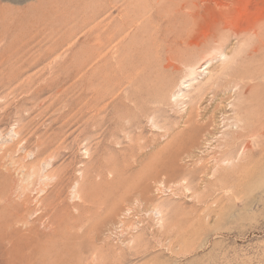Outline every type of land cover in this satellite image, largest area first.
I'll list each match as a JSON object with an SVG mask.
<instances>
[{
  "label": "rangeland",
  "instance_id": "374dc122",
  "mask_svg": "<svg viewBox=\"0 0 264 264\" xmlns=\"http://www.w3.org/2000/svg\"><path fill=\"white\" fill-rule=\"evenodd\" d=\"M259 15L264 0H0V264H264L260 124L252 152L220 153L229 102L264 122V29L236 35ZM224 28L211 67L182 86L181 65L153 105L171 41ZM192 105L215 121L195 142Z\"/></svg>",
  "mask_w": 264,
  "mask_h": 264
},
{
  "label": "bare ground",
  "instance_id": "6f19581e",
  "mask_svg": "<svg viewBox=\"0 0 264 264\" xmlns=\"http://www.w3.org/2000/svg\"><path fill=\"white\" fill-rule=\"evenodd\" d=\"M170 2L173 3V1H170ZM176 3H177V1H176ZM245 7H247V6H245ZM181 9H183V8H181ZM261 11H260V13L262 14ZM257 19H259V18H257ZM255 22H254V24H255ZM215 27H217V26H215ZM222 27H223V24H222ZM235 29H237V27ZM262 29H264V15L260 16V19L257 20V22H256V24L254 26L252 25L251 28H248V29L246 28V30H244V31H241V29H239L241 31V33L236 34V35L240 36L242 34L243 35L250 34L251 37L255 36V37L259 38L260 36H263V34L261 33ZM223 30H227V29L224 28V29H220V30L214 31V33H212L210 36L206 35V36H209V37L206 38V40L203 42V44H205L206 46L204 48H202V49L200 48V45H203V44H200V45L196 44L197 43L196 39H195L196 43H194V41H193V43L188 42L189 41L188 39H190V37L189 38L187 37L188 41L183 39V37H182V41L183 42H181V43L179 42V38L180 37H175V39H173L171 41L176 46L180 45L184 49L183 50H177V49L168 50V55L166 56L165 60L163 62H161V63L160 62L158 63L156 71H155V74L153 76V79L149 80L150 81L149 82V86H148L149 87V91L147 93V95H151L150 97L152 99V104L153 105L163 104L164 97L168 93L166 91V89L170 85V82L172 81L173 76L179 74L182 71L181 65L185 66V68H186L185 76L180 78V80H179V81H181V85L182 86H184L185 83H188V82L194 80L195 78H197L198 77V70L203 69L202 66H204V65L205 66H209V67H207L205 69V71L208 70L211 67L209 56L213 52H216V50L218 49V48H216L215 44L217 42H219L223 38V36H224V35H222ZM191 38H192V36H191ZM98 40H100V39H98ZM198 43H200V40L198 41ZM192 51H197L198 52V58H199L198 61L191 62V61L187 60L188 53L190 52L189 54H191ZM222 58H223V60H226L227 56L223 52L222 53L220 52L219 59H222ZM205 71H200V73H204ZM221 71H222V74L220 76H218V78L215 81H213L211 87L220 89L222 87H227V85L229 83H231V82L228 81V79L226 77V76L230 75V73L227 72L225 69H222ZM207 74H209L211 77H213L211 72H207ZM201 91H203V93L200 92V94H202V95H197L196 97H194L193 98V103L194 102H201L202 100L205 99L206 92L204 90H202V89H201ZM223 92L224 93H222V94L220 93V96L222 98L228 97L229 92H227V91H223ZM242 92H243L244 95L248 94V96L246 98L249 97L250 89L248 88L247 85H246V87L242 88ZM213 93H214V96H216L219 93V91L217 92V90H215V91H213ZM227 99L230 100L231 98L228 97ZM245 103H247V102H241V105H238V103L236 104V103L229 102L228 105H227V106H229L228 110H233L234 111V115H235V116H232L231 118L229 117V120H234L235 122L238 123V126H236L237 127L236 128V130H237L236 132H229V133L225 134V136H224L225 139H224V142H223V145H222L224 147V149H223V151L220 152V153L223 154V157H225V163L228 162V165H229L230 161L235 157V150H237V148L239 146L243 150V155H246V154H248V153L253 151L251 143L248 140H246L247 139L246 137H248L249 135H251V134H253L255 132H258V130L260 129L259 136L261 138H264V122L261 123L259 121V119H261V117H262L261 113H259V115L261 117L251 116L248 113L249 107L246 106ZM193 110H194V107L192 105V107L190 108L189 113H188V118L184 122L188 126V130H187V132L185 134L186 137H184V139H185V141L195 142L197 136L200 133L206 132L209 129V127L214 126L215 121H211L210 123H208L207 121L203 122L202 120L198 119L199 118V114L198 113H194ZM241 114H244V115L241 116ZM212 120H214V117L212 118ZM256 123L260 124L259 129L256 126ZM239 130H241V131H239ZM234 166L235 165H232L229 169H233ZM203 167H204V163H203L202 167L200 166V168H203ZM206 168H208V167H206ZM203 171H205V169H203ZM224 171H225V169H224ZM13 191H14V189L12 187L9 188V189H5L4 188V189H2L0 191V193H1L0 195L1 196L4 195V196H7L8 198H10L12 196L11 194L13 193Z\"/></svg>",
  "mask_w": 264,
  "mask_h": 264
}]
</instances>
